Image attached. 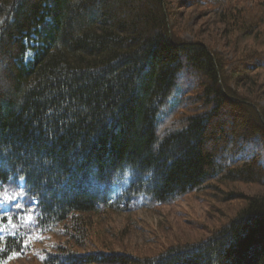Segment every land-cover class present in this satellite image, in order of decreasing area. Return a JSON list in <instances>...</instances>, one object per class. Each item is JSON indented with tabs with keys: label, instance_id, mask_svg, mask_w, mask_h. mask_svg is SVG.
Masks as SVG:
<instances>
[{
	"label": "trees",
	"instance_id": "obj_1",
	"mask_svg": "<svg viewBox=\"0 0 264 264\" xmlns=\"http://www.w3.org/2000/svg\"><path fill=\"white\" fill-rule=\"evenodd\" d=\"M190 194L205 235L87 244ZM0 200V259L264 264V0H0Z\"/></svg>",
	"mask_w": 264,
	"mask_h": 264
},
{
	"label": "rangeland",
	"instance_id": "obj_2",
	"mask_svg": "<svg viewBox=\"0 0 264 264\" xmlns=\"http://www.w3.org/2000/svg\"><path fill=\"white\" fill-rule=\"evenodd\" d=\"M194 12L195 28L199 29L201 27L202 32L207 31V23L213 22L215 19L208 20L209 15L205 16L204 19L200 18L201 14H207V10L204 13L200 11V8H196ZM190 25H192V23ZM212 28L216 30L218 35L217 39L220 40L218 45L221 52L223 51V49H221L223 41H221L222 36L218 31L219 25L213 24ZM204 34L207 33L204 32ZM185 38L191 40L193 36L186 34ZM229 52L230 51L227 53ZM229 59H231V53H229ZM212 201V199H207L199 194H190L172 204L159 206L155 210L138 209L133 212L115 213L106 217L105 220L103 219L99 222L95 221L92 224V227L97 228L99 230L98 232L102 233L104 236H94V239H90L87 244L96 242L98 248H103L104 244H111L110 242H112L113 246H110L111 249L130 252L132 249L137 250L144 248L143 246L148 242L161 238V236L166 233L163 231H170L167 233L169 242H173L174 237L172 236L177 232L180 234L179 236H182V234H189L192 237H196L201 235V233L205 235L208 233V227L216 222L212 220L214 216V203ZM8 207L9 203H7V201L0 200V220L2 216L6 215V213H2L1 211L3 209L8 210ZM0 223V238H2L8 232H12L13 229L7 221H0ZM93 230L94 229H92V232ZM52 241L54 240L43 239L38 242V245L48 247L49 243H52ZM88 248H90V246H88ZM38 261L39 256L31 253L20 257L14 255L9 259H0V264H39Z\"/></svg>",
	"mask_w": 264,
	"mask_h": 264
}]
</instances>
